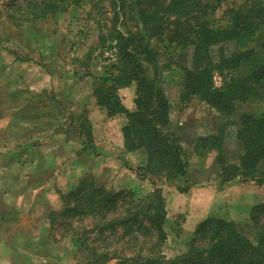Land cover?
<instances>
[{"label": "trees", "instance_id": "trees-1", "mask_svg": "<svg viewBox=\"0 0 264 264\" xmlns=\"http://www.w3.org/2000/svg\"><path fill=\"white\" fill-rule=\"evenodd\" d=\"M82 2L90 5L91 16L94 10L105 15L106 2L110 6V25L92 18L101 30L104 25L108 28L101 47L109 44L113 59L104 65L102 73L91 76L94 57L88 48L82 59L86 67L83 76L92 77L91 95L109 116L125 114L122 130L126 150L146 154V163L136 169L140 178L154 183L156 178L171 181L188 176L185 140L181 131L172 127L171 101L164 85L165 69L172 63L181 100L198 97L221 115L216 131L198 132L193 142L194 156L210 158L206 181L218 179L220 185L233 179L264 182V108L237 112L243 103L264 101L263 0L235 2L226 9L222 24L212 18L210 0H2L5 16L19 26L58 15L68 5ZM254 39L259 40L257 45ZM4 49L15 61L28 60L14 49ZM186 52L190 53L188 61L161 60L164 54L182 58ZM216 69L224 75L220 87L213 81ZM133 84L135 106L129 109L119 91ZM63 89L53 90L43 101L49 100V106L60 109L55 97H70ZM66 121L67 130L82 137L81 150L94 146L92 123L84 109H69ZM233 130L237 153L227 146ZM61 198V217L93 218V224L79 235L86 254L81 264H264V203L252 206L247 233L233 219L208 216L197 224L187 250L170 258L162 251L168 231L161 186L138 195L133 189L107 188L89 173ZM113 259L118 262L112 263Z\"/></svg>", "mask_w": 264, "mask_h": 264}, {"label": "rangeland", "instance_id": "rangeland-1", "mask_svg": "<svg viewBox=\"0 0 264 264\" xmlns=\"http://www.w3.org/2000/svg\"><path fill=\"white\" fill-rule=\"evenodd\" d=\"M243 1L245 0H210L211 6L213 7L212 18L215 17L216 22L219 24L224 23L226 9L234 5L235 2L239 3ZM106 5V16L98 15V10H94L91 16L89 11L90 5L82 2L80 4L68 5L67 10L58 15L53 16L50 14L37 22H26L19 26L13 24L5 16L4 5L2 0H0V14L2 15L0 16V41L2 44V46H0V129H5L3 134L0 135V140L9 143L12 137L17 138L22 134H25L26 130L24 128L20 129V127H27L26 129H28V127L33 125V123H30L31 120L29 118L26 119L23 117L21 119L18 112L19 109H16L20 105V109L25 108L22 107L23 103L20 97H34V99H37L38 97L52 96L54 91L61 92L58 87L65 91L63 89L64 87L68 91L67 95L70 97H79L83 94L84 97L91 96V76L102 73L104 65L108 62L110 63L113 59V49L111 46L108 44V46L101 47V40L104 37L102 35H106V30L108 28L104 25L101 30L99 25L93 22L95 20L92 18H99L104 20L105 24L110 25L111 21H109V19L112 13L108 10L110 9V6L107 2ZM258 41L259 40L257 39L255 42L254 39V44L257 45ZM89 43L91 44V48L88 47ZM4 47L18 51L22 57L28 58V60L15 61L13 56L8 54ZM87 51L94 57L92 58V64L90 66L92 75L83 77L86 67L85 65H82V59L87 55ZM189 58V52H186L182 58L177 54L169 53L167 55L164 54L161 60L163 63H171V61H177L178 59L188 61ZM173 67L174 64L171 63V67L165 69L164 85L171 101L172 127L175 130L179 129L181 131L185 140L186 156L187 158L189 157L188 176L186 179L183 177L176 179L178 180L176 186L177 188L187 187L192 181H199V183L206 184L219 181L218 179L206 181L204 175L209 173L207 168L210 158H205L199 154L194 156L195 151L193 149V142L195 134L198 132L208 133L216 131L219 127V122L222 121L221 115L215 108L198 97H193L189 101L181 100L180 83L176 77L177 71L176 69H173ZM65 70H69L73 73L74 77L69 78V76H67L68 74L66 75ZM61 75L64 77L66 76L67 78H62ZM56 76H60L62 79L58 80L56 79ZM74 79L75 81L72 82ZM213 81L215 87L222 86L224 75L220 70H214ZM75 83H77L76 86H74ZM134 91L126 90L123 97H133L135 94ZM11 97H19L14 109L11 108L13 105L10 99ZM69 107L70 106L67 104L65 105V108L69 109ZM263 108L264 101L247 102L240 105L237 112L240 113L241 111L248 110L261 111ZM31 110L32 109H30V111ZM54 124L60 128H65L68 125V122L66 121L65 116H63L59 121L56 120ZM69 134L70 138L78 139L75 132L70 131ZM13 143H15L14 139ZM23 144L24 143H21L20 146V143H17L14 146V151L17 155H2L3 158H1L5 160V163L26 156L28 144ZM227 146L232 153H237L238 144L235 138V130H233L228 136ZM16 147H20L22 150H18ZM89 152L91 151H83L81 148L76 151L78 154L77 159L82 162L88 161L87 164L89 165V170H87V172L84 173L80 171L81 179L89 173H92L97 176L100 182L105 183L107 187L110 186V188H113L110 184L111 176H108L101 171L100 174H96L95 172L96 170L94 168H96L101 158L99 156L93 157V154L92 157L89 158ZM45 171L46 174H51L52 171L53 173L60 174L55 168H47ZM155 181L156 182L154 183L152 182L154 187L155 185L161 186L165 196V189L162 183L166 181L157 180V178ZM217 184L220 185L219 182H217ZM255 188H257L256 184ZM68 189L65 192L60 190V196L61 194L65 195L71 190ZM152 190L153 188L150 189L149 192ZM244 197H247V193H245ZM207 198H209L210 201V197ZM253 198V200L249 201L252 206L264 203L255 202L258 199L256 197ZM61 200L64 205V199L61 198ZM171 202V207L173 208L175 199L171 200ZM167 205L168 202L166 199V208ZM252 206L250 207L252 208ZM63 207L60 210H62ZM251 208L245 210V206L243 205L234 207L233 205L227 204L225 212L223 211L220 214L218 213L210 216L233 219L238 224L239 229L247 233V221L250 216ZM60 210L51 216L52 225L47 231H44L43 229L37 231V236L40 237L39 241L43 244H38L33 248H35L37 251L36 253L42 255V257L37 256V259L41 260H36L32 264H81V261H83L82 258L86 257V254H83V251L81 250L79 235L83 232L85 227H90L93 224V218L90 216L82 219L61 217L59 215ZM173 212L170 220L166 222L165 226L167 231H172L171 233L173 237L167 239L162 246V251L170 258L185 252L190 239L188 238L184 243L185 240L180 239V241H178L176 238L181 231H183V223L186 220L187 212H185V210H182L179 214H173ZM111 262L116 263L118 261L113 259Z\"/></svg>", "mask_w": 264, "mask_h": 264}, {"label": "crops", "instance_id": "crops-1", "mask_svg": "<svg viewBox=\"0 0 264 264\" xmlns=\"http://www.w3.org/2000/svg\"><path fill=\"white\" fill-rule=\"evenodd\" d=\"M65 73L69 78L74 77L69 70H65ZM56 77L58 80L67 78L62 75V78ZM74 81L75 79L72 80ZM134 88L133 84L119 91L123 104L129 109L135 106V94L133 93V97L123 95L126 90L134 91ZM58 89L63 91L59 87ZM20 98L22 107L25 108L20 109V105L16 109H19L21 119L29 118L33 125L28 129L20 127L26 130L25 134L17 138L12 137L9 143L0 140V264H32L36 260H41L37 259V256L42 255L36 253L33 248L43 244L39 241L37 231L42 229L47 231L52 225V211H58L64 206L60 190L65 192L68 188V190L74 188L73 186L81 179L80 171L85 173L89 170L88 161L82 162L77 159L76 151L84 147L82 137L79 138L76 134L78 139L70 138L67 126L60 128L54 124L63 116L67 119L69 109L81 107L90 119L94 146L87 149L91 151L89 158L92 154L93 157L101 158L97 169L94 168L95 172L100 174L101 171L111 176L112 189L128 188L133 189L138 195H144L154 188L149 178H140L136 172L138 166L146 163V154L142 150H126L122 130L127 121L125 114L109 116L107 110L97 104L93 95L55 97L60 102V109L55 105L49 106V100L43 101L45 97H40L43 98L40 100L28 97L30 100L27 101L24 97ZM10 99L13 103L11 108L14 109L19 97ZM25 101L27 103H24ZM66 104L70 106L69 109L65 108ZM4 130L0 129V135ZM17 143H20V146L21 143L32 144L27 145V154L24 158L5 163L2 155H17L14 151ZM16 148L22 150L20 147ZM47 168H55L60 174L53 171L46 174ZM177 181L176 179L166 181L162 185L168 202L167 221L170 220L173 211V214H179L182 210L187 212L183 231L176 237L178 241L185 240L184 243L192 236L200 221L210 215L225 212L227 204L234 207L243 205L246 210L251 208L252 204L249 201L253 200V197L258 199L255 202H264V182L258 184L253 180L233 179L220 186L217 184L219 181L208 184L192 181L187 190L181 192L176 186ZM245 193L247 197H244ZM207 197H210V201ZM174 199L172 208L171 200ZM171 232L168 230L167 239L173 237Z\"/></svg>", "mask_w": 264, "mask_h": 264}]
</instances>
